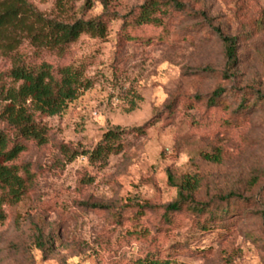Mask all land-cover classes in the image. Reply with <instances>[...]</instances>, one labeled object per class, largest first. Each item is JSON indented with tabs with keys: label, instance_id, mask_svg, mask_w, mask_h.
Here are the masks:
<instances>
[{
	"label": "rangeland",
	"instance_id": "374dc122",
	"mask_svg": "<svg viewBox=\"0 0 264 264\" xmlns=\"http://www.w3.org/2000/svg\"><path fill=\"white\" fill-rule=\"evenodd\" d=\"M29 1L73 21L123 15L146 0H74L64 10L57 0ZM184 2L188 10L174 14L164 39L161 28L146 26L135 31L138 40L121 43L116 18L103 38L82 34L66 57L44 54L56 65H85L93 85L59 114L37 115L49 141H29L16 160L30 165L34 184L0 210V264H134L148 256L264 264V0ZM223 36L236 39L234 62ZM10 65L0 56V71ZM218 88L230 108L206 102ZM244 93L257 102L248 110L240 108ZM150 120L147 133H126L105 164L90 159L109 129ZM64 146L79 155L71 159ZM215 150L221 161L202 157ZM170 173L197 175V198L220 220L183 211L168 225L164 206L178 195ZM231 192L247 199L228 203ZM144 201L160 208L134 216L129 203ZM205 220L212 227L204 229Z\"/></svg>",
	"mask_w": 264,
	"mask_h": 264
},
{
	"label": "trees",
	"instance_id": "16d2710c",
	"mask_svg": "<svg viewBox=\"0 0 264 264\" xmlns=\"http://www.w3.org/2000/svg\"><path fill=\"white\" fill-rule=\"evenodd\" d=\"M67 1L57 0V6L64 10ZM89 4V0H86ZM188 10L184 0H146L143 4L123 15L117 12L104 11L89 19L79 18L63 21L48 17L29 0H0V56L10 62V67L0 71V210L4 203L19 202L34 184V173L28 163L17 164L21 153L27 150L28 142L46 144L49 141V127L38 120L37 115L52 116L63 111L69 101L76 99L81 92L89 89L93 82L86 76V66L70 63L54 64L44 58L46 52L58 57L69 54L70 45L84 33L94 37H105L111 22L122 19L119 30L120 41H136L139 37L135 31L146 26L159 27L161 39L168 37L172 17L177 12ZM151 38L148 39L150 41ZM230 62L237 57L236 39L223 36ZM143 41V40H142ZM34 49L29 52L26 44ZM225 89L218 88L210 98L209 106L231 107L223 98ZM250 93H244L240 108L248 110L257 102L250 103ZM202 101L205 98L199 96ZM150 120L142 126L131 130L115 127L104 133L97 146L89 152L90 159L106 163L111 154L121 152L122 140L129 132L147 133L153 125ZM63 151L71 153V159L79 155L64 146ZM84 153V152H83ZM202 157L211 161H221L222 151L202 152ZM170 179L178 188L177 198L164 206V215L169 223L171 215L188 211L211 221L220 220L219 212L210 203L197 198L200 179L195 174H183L180 179L170 173ZM246 200L247 197L231 192L224 197L231 202L232 198ZM136 207L134 216L145 214L149 209L160 208L149 201L132 203ZM226 211L233 214L229 204ZM0 212V219L3 218ZM204 229L212 227L205 220ZM134 264H187L173 259L146 257Z\"/></svg>",
	"mask_w": 264,
	"mask_h": 264
}]
</instances>
